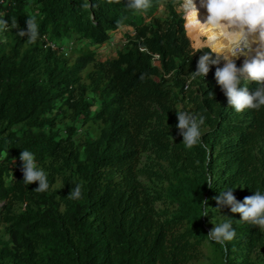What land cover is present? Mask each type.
I'll return each mask as SVG.
<instances>
[{
    "label": "trees",
    "instance_id": "trees-1",
    "mask_svg": "<svg viewBox=\"0 0 264 264\" xmlns=\"http://www.w3.org/2000/svg\"><path fill=\"white\" fill-rule=\"evenodd\" d=\"M176 3L0 0V264H188L205 240L219 264L264 252V230L215 199L229 188L241 202L264 194V105H229L215 79L224 58L194 50ZM28 17L34 41L18 35ZM126 27L116 56L101 58ZM203 54L221 60L206 77L195 73ZM185 101L201 133L191 148L176 127ZM23 150L48 190L23 181ZM77 185L81 198L70 199ZM217 210L230 241L207 235Z\"/></svg>",
    "mask_w": 264,
    "mask_h": 264
},
{
    "label": "clouds",
    "instance_id": "clouds-1",
    "mask_svg": "<svg viewBox=\"0 0 264 264\" xmlns=\"http://www.w3.org/2000/svg\"><path fill=\"white\" fill-rule=\"evenodd\" d=\"M201 5L206 7L208 12L206 21L200 19V9L197 7L196 0H185L183 5L185 9V29L190 30L200 26H207L213 30L229 28L239 31L242 36L255 34L261 41H264V0H201ZM149 6L150 0H130V7L133 9L143 10ZM85 7H87V4H85ZM13 23L15 24V22ZM18 35L21 37L27 35L33 41L36 39L38 26L34 18L28 17L26 28L21 29ZM51 46L54 47L55 45L51 44ZM249 49L248 41L244 40L243 46L237 45L233 49L232 55L237 58L240 55L247 56ZM68 53L67 50L66 54ZM223 61V66L217 67L215 70V79L225 92L229 105L237 112H241L246 108L256 109L264 105V53H258L257 56L251 59H245L240 67L237 66L234 59ZM220 62L219 59H210L207 54H203L198 59L195 73L206 77L210 71V65H219ZM242 77L258 82V89L254 93H250L247 86L241 88ZM177 118L176 127L180 130L179 134L183 136L184 144L191 148L197 144L201 136L198 123L196 119L180 111H177ZM203 122L204 118L201 117L199 124H203ZM19 158L21 160L19 163L23 162V181L29 185L38 181V186L35 188L38 192L48 190L49 183L45 172L43 169L36 167L34 155L27 150H23ZM18 159H16V163H18ZM207 184L212 187L211 181ZM233 192L234 188H229L223 190L215 198L219 205L218 208L229 206L232 213L240 214V220L251 222L264 230V194L255 191L253 195L246 196L241 202L237 200ZM68 196L70 199L81 198V186L77 185L70 191ZM204 202L207 203V201ZM207 235L216 242L223 243L232 240L236 233L231 224L225 222L220 225L215 224V227Z\"/></svg>",
    "mask_w": 264,
    "mask_h": 264
},
{
    "label": "rangeland",
    "instance_id": "rangeland-1",
    "mask_svg": "<svg viewBox=\"0 0 264 264\" xmlns=\"http://www.w3.org/2000/svg\"><path fill=\"white\" fill-rule=\"evenodd\" d=\"M176 1H177L176 9L184 17L185 11L182 8L184 0H176ZM184 23H185V19H184ZM126 30L127 31L128 30L133 31L132 28L126 27L125 29L123 28L121 30L112 32L111 40H109V42L105 43L104 45L98 47V55H100L101 58H103V59L115 57L117 54V50H119L126 43L125 38H124V34H125ZM186 33H187V35L191 41V44H192V47L194 48V50H198V49L204 48V47H208L211 49V47L207 44L208 42L206 41V39L203 38L202 36L200 38L201 42L199 45L193 39V37L191 36L188 29H187ZM216 54L222 56L224 58V60L225 59H233L232 57H229L224 53H221V54L216 53ZM247 59H249V58H247ZM234 60L239 62V67H240L243 65L245 58H243V57L236 58L235 57ZM186 102L187 101L181 102L174 109L176 111H180V112L186 113L189 116H191V109H190L191 106L189 104H186ZM145 156H146V154H142L140 156V165H139L140 168H142V166L147 165L146 164L147 160H146ZM1 204H2V202H0V206H1ZM222 223H225L223 213H222V211L217 210L214 213V215L210 219H208V230L209 231L212 230L215 227V224L220 225ZM0 230L1 231L4 230V227H1ZM251 259L253 260L254 264H264V252L262 250H256V252H254L253 255L251 256ZM220 260H221L220 252L215 248L213 243L209 242L208 240H205L203 245L200 247V251H199L197 257L195 259H193L192 261H190L188 264H219Z\"/></svg>",
    "mask_w": 264,
    "mask_h": 264
},
{
    "label": "bare ground",
    "instance_id": "bare-ground-1",
    "mask_svg": "<svg viewBox=\"0 0 264 264\" xmlns=\"http://www.w3.org/2000/svg\"><path fill=\"white\" fill-rule=\"evenodd\" d=\"M185 3V0H184ZM183 3V5H184ZM197 7L200 9V19L206 21L208 12L206 7L201 5V0H196ZM185 11L184 7L182 6ZM189 30V29H188ZM187 31V29H186ZM193 39L200 45L201 36L206 39L207 44L211 49L218 54L224 53L229 57L235 58L232 55V51L237 45L243 46L244 40H247L250 49L248 50V55H240L245 59L252 58L258 55V53H264V41H261L257 35L249 34L242 36L239 31L229 28H222L219 30H213L207 26H200L199 28H193L189 30ZM202 46V45H201ZM238 57V58H239ZM237 58V57H236Z\"/></svg>",
    "mask_w": 264,
    "mask_h": 264
},
{
    "label": "built area",
    "instance_id": "built-area-1",
    "mask_svg": "<svg viewBox=\"0 0 264 264\" xmlns=\"http://www.w3.org/2000/svg\"><path fill=\"white\" fill-rule=\"evenodd\" d=\"M17 162H18V163L21 162L20 158L17 160Z\"/></svg>",
    "mask_w": 264,
    "mask_h": 264
}]
</instances>
